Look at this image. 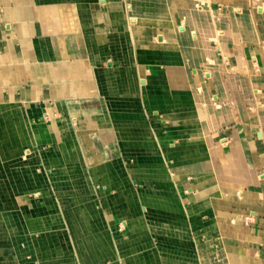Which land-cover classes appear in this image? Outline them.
Segmentation results:
<instances>
[{
  "label": "crops",
  "instance_id": "crops-1",
  "mask_svg": "<svg viewBox=\"0 0 264 264\" xmlns=\"http://www.w3.org/2000/svg\"><path fill=\"white\" fill-rule=\"evenodd\" d=\"M252 1L0 0V264L264 262V8ZM216 13L222 36L205 39ZM165 35L194 88L162 104L189 86L161 76Z\"/></svg>",
  "mask_w": 264,
  "mask_h": 264
},
{
  "label": "bare ground",
  "instance_id": "bare-ground-1",
  "mask_svg": "<svg viewBox=\"0 0 264 264\" xmlns=\"http://www.w3.org/2000/svg\"><path fill=\"white\" fill-rule=\"evenodd\" d=\"M210 1H214V0H197V3H196V7L197 8H199V7H202L205 3H209ZM223 1V0H222ZM227 1V0H226ZM232 1H234V0H232ZM176 2V1H175ZM253 2V5H254V7L255 8H258L259 6H261L262 8H264V0H253L252 1ZM224 3V2H223ZM237 3V2H236ZM128 4V6L129 7H131L130 6V4L129 3H127ZM243 4V3H242ZM175 5V4H174ZM226 5V4H225ZM252 5V4H251ZM242 6V5H241ZM128 7V9H130ZM251 7V6H250ZM253 7V6H252ZM196 9V8H195ZM194 9V10H195ZM211 9V8H210ZM235 9V8H234ZM253 10V9H252ZM241 13V12H240ZM113 16H114V14H113ZM128 16V15H127ZM218 14L216 13L215 15H214V17H213V24L215 25V32H216V35L215 36H213V35H211L208 31H206L205 30V32L202 34V37L203 38H205V39H212V40H217V36H222V32H221V30H219L218 28H216V23H217V18H218ZM224 16V15H223ZM252 16V15H251ZM188 17V16H187ZM253 17V16H252ZM135 19V18H134ZM255 19V18H254ZM122 20V19H121ZM130 22H131V19H130ZM136 22V21H135ZM256 22V21H255ZM259 22H261V21H259ZM133 23V22H132ZM128 24H130V23H128ZM251 24H252V21H251ZM253 25V24H252ZM255 25V24H254ZM252 27V26H251ZM254 27V26H253ZM133 28V27H132ZM248 28H249V26H248ZM210 29V28H209ZM259 29V28H258ZM263 29V28H262ZM144 30V29H143ZM166 30V29H165ZM186 30V25L185 24H183V25H177V32H178V34L179 33H181V32H184ZM257 30V29H256ZM194 31V30H193ZM195 32H198V34H199V31L198 30H196ZM117 33V32H116ZM259 33V32H258ZM214 34V33H213ZM212 36V38H211V36ZM186 36V35H185ZM122 37V36H121ZM155 37H157V36H155ZM256 37V36H255ZM231 38V37H230ZM235 38H237L236 36H235ZM180 39V38H179ZM242 39V38H241ZM258 39V38H257ZM261 39V38H260ZM229 40V39H228ZM238 40V39H237ZM258 41V40H257ZM120 42V41H119ZM208 42V41H207ZM163 44H167L168 46L167 47H164V48H162V49H160L161 51V53H163L164 55H165V57H166V60H167V68H170V69H168V70H165L164 72L162 71V69H159L160 71H161V76L163 75V74H165L166 76H165V80H166V82H167V84H169L170 85V83H169V81H171V80H180V81H182V82H186L187 83V85H189V86H187V87H183V88H181V90L180 91H178L179 92V94L177 93V92H173L172 94H168V93H165V94H163V95H161V96H159L160 97V100L162 101V104H164V103H170V102H174V101H180V100H186V99H188V94H190L191 95V93H188L187 92V89L189 88H191V89H193L194 87L192 86V84H191V78L189 77V74H188V72H187V70H186V64H185V62H184V60L182 59V56H181V54H180V51H179V49H178V43H175V44H168V39L166 38V35H165V40L162 42ZM180 43V42H179ZM182 43V42H181ZM212 43V42H211ZM192 44V43H191ZM120 45V44H119ZM241 45H242V43H241ZM225 46V45H224ZM234 46V45H233ZM239 46V45H238ZM181 47V46H180ZM228 47H230V46H228ZM205 48V47H204ZM223 48V47H222ZM221 48V49H222ZM226 48V47H225ZM262 48L264 49V44L262 45ZM195 49V48H194ZM194 49H192V50H194ZM217 49V48H216ZM183 50V49H182ZM196 50V49H195ZM202 50V49H201ZM210 50V49H209ZM184 51V50H183ZM199 51V50H198ZM120 52V51H119ZM131 52V51H130ZM205 52V51H204ZM203 52V53H204ZM207 52V51H206ZM200 53V52H199ZM213 53V52H212ZM224 53V52H223ZM193 54V53H192ZM206 54V53H205ZM216 54V53H215ZM194 55V54H193ZM225 55V54H224ZM188 56V55H187ZM191 56V55H190ZM205 56H208V55H205ZM185 57H186V55H185ZM198 57V56H197ZM190 58V57H189ZM219 59V58H218ZM226 59V58H225ZM191 60V59H190ZM194 60V59H193ZM205 60H207V59H205ZM239 60V59H238ZM237 60V61H238ZM225 61V60H224ZM262 62V61H261ZM198 63H199V61H198ZM236 64V63H235ZM193 65H195L194 63H193ZM215 65V64H214ZM149 67V65L147 64L146 65V67ZM243 66V65H242ZM150 67H151V70L153 71L152 73L155 75V73L157 72V70L156 69H158V67H157V65L155 64H150ZM200 67V66H199ZM226 67V66H225ZM240 68H242V67H240ZM246 68V67H245ZM251 68V67H250ZM250 70V69H249ZM194 71V70H193ZM195 71H197V70H195ZM195 71H194V73H195ZM210 71V70H209ZM228 71V70H227ZM204 72H206V70L204 71ZM217 72V71H216ZM253 73H255V71L253 72ZM200 74H202V72L200 73ZM206 74V73H205ZM217 74V73H216ZM236 75V74H235ZM249 75V74H248ZM254 75V74H253ZM214 76V75H213ZM232 77H234V76H232ZM255 76H253V78H254ZM146 78V77H145ZM205 78H206V82H209L208 81V78L206 77V75H205ZM164 79H162V80H164ZM234 79H235V77H234ZM141 80V79H140ZM147 80V79H146ZM143 81H145V80H143ZM205 81H201V80H199L198 81V87L199 88H201V89H203L204 88V84L206 83ZM235 81V80H234ZM152 82V80H147L145 83L146 84H143L142 85V92H143V95H144V97H145V94H147L145 91L151 86V83ZM247 83V82H246ZM206 84H208V86H211V83L209 82V83H206ZM248 84V83H247ZM263 84V83H262ZM226 85V84H225ZM257 85V84H256ZM191 86V87H190ZM228 86V85H227ZM239 86V85H238ZM252 86V85H251ZM171 87V86H170ZM193 87V88H192ZM197 87V86H196ZM237 87V86H236ZM250 87V86H249ZM234 89V88H233ZM245 89H248V86H247V88H245ZM253 89V88H252ZM145 90V91H144ZM196 90V89H195ZM241 90V89H240ZM262 90V89H261ZM210 91V90H209ZM237 91V90H236ZM230 92V91H229ZM233 92V91H232ZM240 92V91H239ZM213 93V92H212ZM235 93V92H234ZM238 93V92H237ZM239 94V93H238ZM245 94H246V92H245ZM252 94V93H251ZM251 94H250V96H251ZM230 95V94H229ZM264 96V95H263ZM146 97H147V95H146ZM149 97H150V99H153V94L151 93V94H149ZM149 97H147V98H149ZM217 96L216 95H213V94H211V96L209 97V98H211V101H212V104L214 105V107L215 106H220L221 105V101H222V99L220 100H218V98H216ZM231 97V96H230ZM251 97H253V96H251ZM236 98V97H235ZM234 98V99H235ZM255 98V97H254ZM194 99V98H193ZM241 101V100H240ZM205 103V102H204ZM197 104V103H196ZM258 104V103H257ZM170 105V104H169ZM173 105V104H172ZM209 105V104H208ZM241 105V104H240ZM164 106V105H163ZM204 108H205V106H204ZM258 113H256V115H257ZM255 115V116H256ZM252 116V115H251ZM232 157V156H231ZM232 160H233V158H231ZM249 160V159H248ZM248 162V161H247ZM250 162V161H249ZM259 163V162H258ZM258 163H257V165H258ZM256 165V166H257ZM261 177V176H260ZM253 178V177H252ZM248 179V178H247ZM253 180V179H252ZM250 181V180H249ZM254 188V187H253ZM252 188V189H253ZM261 190V189H260ZM239 195V198L242 200L241 202L244 204V206H245V202L246 201H248L249 200V190H247V191H244L243 189H239L238 190V192H237ZM245 200V202H243ZM253 259V258H252ZM260 259V258H259ZM250 261V260H249ZM250 263H251V261H250ZM254 264H264V262H256V263H254Z\"/></svg>",
  "mask_w": 264,
  "mask_h": 264
},
{
  "label": "rangeland",
  "instance_id": "rangeland-1",
  "mask_svg": "<svg viewBox=\"0 0 264 264\" xmlns=\"http://www.w3.org/2000/svg\"><path fill=\"white\" fill-rule=\"evenodd\" d=\"M113 234H118V235H122L125 233V225H124V222L122 224V222H120L119 224H117V227L114 228L112 230Z\"/></svg>",
  "mask_w": 264,
  "mask_h": 264
}]
</instances>
